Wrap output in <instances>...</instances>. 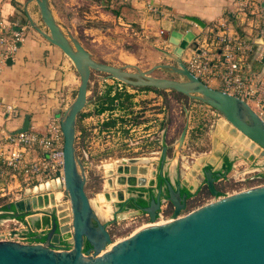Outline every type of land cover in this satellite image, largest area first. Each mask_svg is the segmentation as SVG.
<instances>
[{
  "label": "water",
  "instance_id": "obj_1",
  "mask_svg": "<svg viewBox=\"0 0 264 264\" xmlns=\"http://www.w3.org/2000/svg\"><path fill=\"white\" fill-rule=\"evenodd\" d=\"M29 2L36 5L41 27H37L27 15L28 24L63 53L79 79L75 98L59 122L63 138L62 190L68 199L70 215L66 224L56 214L51 215L48 223L50 212L46 206L53 194L8 204L7 217L25 228L20 231V236L26 237L32 230H42L36 236L39 242L21 244L0 241V264H264V185L216 199L180 216L186 207L189 192L181 195L179 186H173L170 179L166 178L162 181L163 188L159 186L156 192H150L148 199L141 198L137 202L136 212L146 215L150 223L154 224L161 204L166 202L172 208L171 219L164 224L145 227L120 240L112 248L107 247L111 244L107 231L109 221L99 220L91 207L84 189V167L75 149L76 121L87 104V87L92 71L105 74L109 79L131 88L172 91L206 105L233 130L247 137L255 146L256 154L261 157H264V120L244 101L204 85L188 72L181 57L187 47L196 46L191 32H172L168 38L172 51H161L174 60L175 66L158 65L148 71H140L134 67V72H128L131 67H115L93 60L81 44L68 32H63L53 20L47 0ZM261 8L264 9V0ZM184 19L204 28L203 23L196 18ZM9 62L8 60L7 63ZM156 69L174 73L181 80L152 77L151 73ZM28 127L29 119L25 117L15 133L25 132ZM185 133L186 126L180 133L179 145L183 142ZM164 156L165 148L162 150V161ZM125 163L123 161L117 167V173L124 174L126 178L120 175L117 183L125 184L128 188L142 187L136 175L143 173L144 168L138 167L135 160ZM225 174H213L206 169L202 171L205 185L215 198L218 197L216 178H224ZM158 177L161 179V176ZM108 185L112 188L113 183L110 181ZM148 186L152 187L153 183H148ZM58 189H61L60 185ZM116 194L123 203L132 199H121L123 192L120 191ZM29 202L37 204V209L29 210ZM24 206L26 210L21 211L20 207ZM49 208L57 211L55 206ZM37 215H41V219L34 222L32 218ZM1 216L3 215L0 214V218ZM15 233L12 232L11 235ZM57 235H63V239L70 241L68 250L53 249L52 243Z\"/></svg>",
  "mask_w": 264,
  "mask_h": 264
},
{
  "label": "rangeland",
  "instance_id": "obj_2",
  "mask_svg": "<svg viewBox=\"0 0 264 264\" xmlns=\"http://www.w3.org/2000/svg\"><path fill=\"white\" fill-rule=\"evenodd\" d=\"M125 2L123 3V0L74 2L70 8L74 9L72 12L78 20L69 22L71 24L68 23L64 28L69 30L68 33L83 46L91 47L90 33H94L95 37L93 38L97 37L100 41L108 39V43L98 41L103 61L97 62L115 67H131L127 70L128 72H134L132 69L134 67L140 71H148L158 65L175 66L172 58L153 47L156 36L153 35V29L149 25L146 28H140L138 23H133L127 34L120 31H113L108 36L100 34L105 32L106 25H110L109 23L119 26L121 21H118L116 17H120L123 21L127 20V17L122 16V8L130 10L131 14H133L132 11H135V15L136 8ZM72 12H63L67 21L73 16ZM109 13L115 19L106 17L108 16L106 14ZM258 17V22L264 23L263 16ZM61 30L64 32V29ZM120 35L124 37H119ZM137 35L139 36L138 42L135 41L138 38ZM151 76L175 81L181 80L178 75L161 69L152 71ZM77 81H79L78 76ZM118 84L119 82L109 79L105 74L95 71L90 73L86 94L87 104L77 117L75 139L76 153L84 167L86 177L85 193L89 201L93 202L91 207L98 218V211H96L94 203H99L97 196L103 194L105 189L106 191L121 189L133 196L126 203L117 197V201L110 205L117 214L107 220L109 221L107 231L111 243L128 238L136 229L150 224L148 217L137 213L131 203V201L135 203L137 200L136 191L147 190L146 184L144 187L128 188L125 184L121 185L115 181L118 175L117 167L121 166L123 161L127 164L128 160L136 161L138 159L139 161V159L147 158L150 159L148 164L137 163V165L156 172L160 150L165 148V156L161 164L162 174L176 180L191 193L180 216H184L211 201L209 192L201 184L200 170L202 167L219 171L223 169L221 167L223 161L230 163L226 179L218 180L215 183L219 195L220 193L223 195L224 193L232 194L257 184H264V157L256 152H250L251 158L239 153L231 154L230 144H225V147L220 151L214 150L213 137L219 120L223 119L214 110L194 99L172 91L137 90L136 93L128 94L133 88L127 86L129 89L122 87V90H118ZM107 92H109L107 94L109 98L115 95H118V98L110 104L111 106L109 105L110 110H106L108 113L104 112L102 117H99L100 114H97V111L100 105H96L95 99L97 98L100 102ZM75 95L76 92L73 94L74 98ZM262 119L264 120V115ZM113 125L115 128L112 127ZM185 126L186 137L179 145V136ZM231 129L233 130L232 127L227 128L225 132L231 135L233 132ZM210 154L215 155V161L210 163L208 162L210 160H203L200 167L193 168L199 157ZM249 160H253L256 166L250 167ZM190 172H192L195 185L187 181V175ZM108 179L113 180L112 183L115 181L112 188H109L107 184ZM154 180H157L156 177ZM54 192L61 193L58 203L54 206L59 213L65 211L64 204H67L68 207L69 205L62 187ZM12 203L16 202L0 201V214L3 215L0 218V233L9 230L22 231L23 226L15 220L9 219L6 215L8 212L4 210L5 206ZM105 204H98L99 213H104ZM166 209L162 220L168 218L172 213V208L168 204ZM99 220L103 221L100 218Z\"/></svg>",
  "mask_w": 264,
  "mask_h": 264
},
{
  "label": "crops",
  "instance_id": "obj_3",
  "mask_svg": "<svg viewBox=\"0 0 264 264\" xmlns=\"http://www.w3.org/2000/svg\"><path fill=\"white\" fill-rule=\"evenodd\" d=\"M82 1L85 0H47L53 20L61 29H64V32L69 31L64 28L67 27L69 22L78 20L72 12L74 9H71L70 6L74 2ZM234 1L236 0H123V3L125 2L127 5L130 4L136 8L135 15V11H132L133 14H131L130 10L122 8V16L127 17V20L123 21L120 17H116L118 21H121L119 26H114L109 23L110 25H106L105 32L100 34L102 36H108V34L113 31H120L127 34L129 31L128 29L131 28V24L133 23H138L140 28H146L149 25L151 29H153V35L156 36L153 47L156 50L170 53L173 48L168 43V38L172 32L176 31L184 34L189 31L194 35L195 42L202 33H206L207 30L212 28L215 21L223 20L229 24L228 26L231 28V32L237 34L241 38L249 39L251 43L255 44L251 46V52L247 56L243 66L244 75L258 78L263 82L264 86V23L261 21L258 22V16H264V9L261 8L262 0H256L255 6L251 8L246 18L243 20L241 19V21H235L233 19ZM149 7L165 12L169 18L162 21L159 20L156 13H151L149 11ZM63 12H72L73 16L69 18V21L63 16ZM27 15L37 27H41L34 2H29V0H0V17L3 22L7 26H10L13 32L22 33V41L16 45V51L11 59H9L10 62H6V65L0 70V101L16 107L20 113V117L16 120L9 121L0 109V135L3 132L15 133L20 129L25 117L29 119L28 128L39 133H44L45 127L50 121L60 122L62 114L72 103L74 99L73 94L77 91L79 84V81H77V74L72 68L69 60L58 48L48 43L38 31L31 28L27 22ZM106 15H108L106 17L110 19L112 17L115 19L110 13ZM185 17L198 19L203 23L204 28H200L186 21L184 19ZM144 22H146V24H144ZM160 31H163L162 35H159ZM93 34H89L91 47L81 46L91 55L92 59L103 61L102 50L98 45L100 39L97 37L93 38L95 37ZM119 37L123 38L124 36L120 35ZM135 41H139V36ZM100 42L108 43V39L105 38V41L101 40ZM193 48L192 46L189 47V49ZM210 88L220 91L219 84L217 83L211 84ZM137 90L138 89H131L128 94L136 93ZM95 102L96 105L99 104L97 98ZM112 127L115 128V125ZM213 148L216 151H220L224 147H222V142L218 139L217 143L213 140ZM203 160H210L208 162L212 163L215 161V155L210 154L209 156L199 157L193 168L196 169L200 167ZM198 161L199 163H197ZM138 167L141 166L138 165ZM141 168H144V171L143 173H137L136 178L140 179V177L142 178L143 176L147 187L150 182L153 183L154 186V171L146 170L144 166ZM203 168L204 167L200 170L201 178V171ZM120 175L125 177L124 174H118L116 179L120 180ZM166 178L170 179L172 185L175 186L176 180L168 176L164 177V179ZM110 181L112 182L113 180L108 179L107 184ZM187 181L192 183L195 182L192 177V172L188 173ZM135 188L139 187L136 186ZM49 190L52 191L53 194L55 190H59L58 184L53 182ZM119 191L125 192L123 190L121 191V189H114V191H106L105 189L103 196L105 198H110V194H113L116 198V192ZM141 191L138 190L135 192L136 197L141 193V198L148 199V193ZM154 192H156V190H154ZM126 196V198L133 197L128 193ZM121 197H123V194H121ZM111 203L112 202H110V204ZM64 205L66 206L65 211L60 213L58 210L55 211V209L48 208L50 212L47 218L48 223H50L52 214L60 216L64 224L68 223L69 209L67 204ZM28 207L29 210H35L38 205L29 202ZM108 209L110 216L105 221L117 215L115 209H112L113 212H111L110 208ZM134 209L137 210L136 207H134ZM20 210L25 211L26 207H20ZM171 215L172 213L163 221H169L172 217ZM40 225H42V223ZM41 230L40 228L37 231L32 230L31 234L27 233V242H39L36 236L38 237V235H40ZM63 237V235L54 236L55 242L52 243L54 250L60 251L70 248V241L67 238L63 239Z\"/></svg>",
  "mask_w": 264,
  "mask_h": 264
},
{
  "label": "built area",
  "instance_id": "obj_4",
  "mask_svg": "<svg viewBox=\"0 0 264 264\" xmlns=\"http://www.w3.org/2000/svg\"><path fill=\"white\" fill-rule=\"evenodd\" d=\"M256 0H236L233 2V19L241 21L245 19ZM151 13H156L159 20H166L168 15L153 7H149ZM264 19V16H263ZM226 21L218 20L213 23L211 29L202 33L195 40L196 46L187 49L181 60L188 72L204 85L219 84L220 91L236 97L246 104L259 116L264 115V86L256 77L244 75V64L251 52V46L255 45L245 38L231 32ZM163 31L159 32L162 35ZM22 41L21 32H13L0 17V70L6 65L16 51V45ZM118 90L127 86L118 84ZM0 109L9 121L16 120L20 113L16 107L0 101ZM108 113L107 111H105ZM104 114L101 113L99 117ZM107 116V114H105ZM63 138L59 123L50 121L44 133H39L28 128L22 133H1L0 135V201L24 202L49 197L51 184H63ZM250 167L256 166L255 162H249ZM264 166V165H263ZM235 168V167H234ZM247 169V168H246ZM236 170V169H235ZM233 170V172H236ZM227 174L220 181H224ZM225 183V182H224ZM257 184L248 189L263 186ZM247 190V189H245ZM245 190H240L245 191ZM224 193L215 198L210 195L208 203L216 199L236 194ZM207 203V204H208ZM167 203L163 202L159 208L156 223L163 224V215L167 210ZM25 228H23L24 230ZM12 232H16L11 235ZM20 231L9 230L0 233V241H11L28 244L26 237L19 235Z\"/></svg>",
  "mask_w": 264,
  "mask_h": 264
},
{
  "label": "bare ground",
  "instance_id": "obj_5",
  "mask_svg": "<svg viewBox=\"0 0 264 264\" xmlns=\"http://www.w3.org/2000/svg\"><path fill=\"white\" fill-rule=\"evenodd\" d=\"M220 122L218 123V128L217 130L215 131V135L213 137V140L215 143H217V140L219 139L221 142H222V145H224L223 147H225V144H230L231 146V153L235 154V153H239L241 154L242 156H245V157H248V158H251V154L250 152H256L255 151V146L253 144L250 143L249 139H247V137L243 136L241 133H239L238 131H235V130H232V134L229 135V133L227 134L225 131L226 129L228 128H231V126L225 122L223 119H220L219 120ZM217 139V140H216ZM253 153V154H254ZM138 160H136L135 162H137ZM150 161V159H147V158H143V159H139V161L137 163L139 164H148ZM199 163V161L197 162ZM110 167V166H109ZM142 167V166H141ZM109 169V168H108ZM112 170V169H111ZM109 170H107V173ZM148 173V172H147ZM119 177V176H118ZM116 181V180H115ZM115 181H114V185H115ZM140 185L141 186H145V178L142 176V178L140 177ZM193 184L195 185V182H193ZM122 191V190H121ZM127 193L126 192H123V197L122 198H126L127 196ZM60 196H61V193L59 192H53V198L51 200L48 201V204H47V208L49 207H53L56 203H58L59 199H60ZM117 198V197H116ZM115 198V196L113 194H110V198H105L103 196V194H99L97 196V199H98V202L101 203V204H104L106 203L104 206H105V211L104 213H99V206L98 204L99 203H94L95 207H96V211H98V215H99V218L102 219L103 221H105L106 219H108V217L110 216V213H109V209H111V212L113 208H111V204L110 202H115L117 201ZM121 201V200H120ZM90 204L93 206V202L90 201ZM44 206V205H43ZM43 209H45L43 207ZM112 214V213H111ZM41 215H37V216H34L33 221H38L40 218ZM168 222V221H167ZM160 223H154V224H148V225H145L137 230H135L133 233L145 228V227H149V226H153V225H158ZM164 224V223H163ZM120 241V240H119ZM119 241H116L114 243H111L109 246H107L108 248H112L113 246H115L116 243H118Z\"/></svg>",
  "mask_w": 264,
  "mask_h": 264
},
{
  "label": "flooded vegetation",
  "instance_id": "obj_6",
  "mask_svg": "<svg viewBox=\"0 0 264 264\" xmlns=\"http://www.w3.org/2000/svg\"><path fill=\"white\" fill-rule=\"evenodd\" d=\"M162 150H163V148H161V153H160V155H159V165H158V167H157V171L156 172H154L155 173V176L154 177H156V181H154V186H152V187H147V190L146 191H143V192H147L148 193V196H150V192H152V191H154V190H157L158 188H159V186H161V188H163V180H164V175L162 174V170H161V164H162ZM138 160V159H137ZM221 167H223V169L222 170H219V171H213L211 168H208V167H204L203 169H202V171L204 170V169H206V170H211V172H213V174H219V175H223V174H225V171H227L228 170V168H227V166H226V161H223V164L221 165ZM202 171H201V173H202ZM226 175V174H225ZM158 176H161V179L158 177ZM225 177V176H224ZM220 179H223V178H216V182L218 181V180H220ZM215 182V183H216ZM201 184L202 185H204L205 187H206V185H205V182H204V178H203V175H202V178H201ZM176 186H179V188H180V194L181 195H184V194H186V192H189V197H190V191H188L187 189H185L182 185H180L178 182H176V184H175ZM206 189H207V187H206ZM216 189V188H215ZM186 191V192H185ZM207 191H208V189H207ZM141 194V193H140ZM138 195L137 197H136V204H137V202H139V200H140V196L141 195ZM132 204H133V202H131ZM169 206L171 207V205L169 204ZM138 207V206H137ZM5 210V209H4Z\"/></svg>",
  "mask_w": 264,
  "mask_h": 264
},
{
  "label": "trees",
  "instance_id": "obj_7",
  "mask_svg": "<svg viewBox=\"0 0 264 264\" xmlns=\"http://www.w3.org/2000/svg\"><path fill=\"white\" fill-rule=\"evenodd\" d=\"M133 89H138V90H142V91L158 92V90L151 89V88H133ZM108 93L109 92L105 93L104 96L102 97L101 101L99 102L100 107H99V110L97 111V114H101V113L105 112L106 110H110L109 109L111 106L110 104H112L113 102H115L117 100V98H118L117 95H115L112 98H109V96L107 95ZM226 166H227V168L230 167V163H228L227 161H226ZM186 194H187V192H186ZM187 197L189 198V194H187ZM131 202H133V201H131ZM133 206L137 207V204L133 203ZM4 209H6V207H4Z\"/></svg>",
  "mask_w": 264,
  "mask_h": 264
}]
</instances>
